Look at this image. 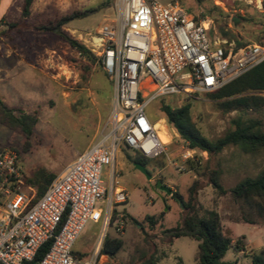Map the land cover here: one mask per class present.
<instances>
[{"label":"rangeland","instance_id":"rangeland-1","mask_svg":"<svg viewBox=\"0 0 264 264\" xmlns=\"http://www.w3.org/2000/svg\"><path fill=\"white\" fill-rule=\"evenodd\" d=\"M156 1L161 4L177 1L194 16L211 19L212 41L220 38L236 44L264 43V3L262 9L258 0ZM115 3L116 0H51L46 8L39 0L28 18L23 19L22 12H11L0 21V95L5 93V103L11 108L32 114L37 119L29 141L21 131L0 123V147L17 153L25 180L40 169L58 175L75 160L77 151L86 150L102 134H108L114 100L113 81L98 61L91 64L56 35L35 31L34 27L55 22L75 11L100 7L97 14L73 21L63 28L85 46L84 40L89 34L114 18ZM11 23H19L20 31L10 29L8 24ZM222 32L229 34L231 40L223 38ZM165 101L173 108L192 104L193 122L212 141L224 137L238 115L237 112H222L208 94H198L182 104L174 97ZM161 102L162 99L152 102L147 114L153 122L165 120L163 126L170 142L161 156L149 160L147 169L152 174V181L134 168V158L145 159L141 154L123 144L118 151L117 177L128 195L127 203L120 206L126 214V226L123 234H116L112 229L109 232L111 237L123 240L124 247L115 260L108 259V264H147L151 258L157 264H198L197 241L190 238L172 240L165 233L181 226L185 209L181 201L156 191L157 182L179 194L186 203L196 185L201 213L217 212L225 234L234 240V245L243 238L240 246L244 254L236 256L231 248L225 261L250 264L253 254L264 251V217L233 200L230 194L222 196L209 185L202 177L209 166L208 155L188 150L162 118ZM246 114L264 124V109ZM188 160L194 163L195 170L191 169L192 163ZM210 165L223 171L220 182L225 189H230L243 179L260 174L264 169V150L245 154L239 148L230 147ZM110 169L104 170L105 182H109ZM147 217H154L157 224L152 227ZM244 217L251 218L254 224H246ZM99 233L100 226L90 224L75 251L92 254Z\"/></svg>","mask_w":264,"mask_h":264},{"label":"built area","instance_id":"built-area-1","mask_svg":"<svg viewBox=\"0 0 264 264\" xmlns=\"http://www.w3.org/2000/svg\"><path fill=\"white\" fill-rule=\"evenodd\" d=\"M258 1L263 9L264 0ZM113 11L114 18L84 40L114 84L109 133L79 153L41 197L22 175L17 153L0 149V264L31 263L46 245L38 264H108L101 250L109 232L123 234L126 226L120 206L128 195L116 170L120 146L148 160L166 151L149 105L217 92L264 62V45L212 41L211 19L177 1L116 0ZM90 224L100 226L96 248L77 253Z\"/></svg>","mask_w":264,"mask_h":264},{"label":"trees","instance_id":"trees-1","mask_svg":"<svg viewBox=\"0 0 264 264\" xmlns=\"http://www.w3.org/2000/svg\"><path fill=\"white\" fill-rule=\"evenodd\" d=\"M201 1V0H199ZM35 0H25L22 8L23 19L31 15V8ZM100 7L89 8L84 11H75L55 22L47 25L34 27L35 31L41 33H52L76 50L83 58L89 60L91 64H96L97 57L85 46L68 35L63 28L73 21L85 19L100 12ZM12 30H19V23L8 24ZM20 31V30H19ZM227 33L222 32L223 38H231ZM260 45H264L261 43ZM246 46L245 43L237 42V47ZM218 108L224 113L237 112V117L231 122V129L226 135L217 140H209L198 129L192 119V104L187 103L181 108H173L162 100L160 112L162 118L166 119L168 125L176 132L179 139L186 144L189 151L206 153L208 155L207 172L202 175L209 185L213 186L222 196L230 194L233 200L240 202L250 210H256L260 216L264 217V169L255 177H247L239 182L235 187L225 189L220 178L223 175L221 169H214L210 165L227 148L235 147L245 154H256L264 150V124L261 120L247 117V112H260L264 109V62L247 72L237 80L226 85L217 92L208 94ZM160 118V119H162ZM0 123L13 130H19L29 141L34 133L37 119L34 115L28 114L20 109L8 106L0 98ZM156 123V122H155ZM2 149V147H0ZM19 153V152H18ZM132 159L131 156H128ZM137 163L146 168L149 167L148 159L134 158ZM188 163H192L188 160ZM191 169L195 170L194 163ZM57 175L48 172L46 169L36 171L32 178L26 180L28 185L34 187L38 197L45 194L48 187ZM197 186H193L190 192V200L184 202L177 193H172L171 198L181 201L184 206L183 220L180 227L174 230L165 231L168 236L174 239L190 238L198 242V264H239V261H225L227 253L234 248L235 253L244 251L240 246L242 239L234 245V240L227 236L223 230L220 216L215 211L201 213V206L197 199ZM147 221L154 227L157 220L154 217H147ZM246 224H254L249 217H244ZM49 245L43 247L36 259L27 264H38L48 250ZM124 242L120 238L108 237L103 245L101 254L110 261L115 260L117 254L123 249ZM147 264H157L151 258ZM250 264H264V251L251 256Z\"/></svg>","mask_w":264,"mask_h":264},{"label":"crops","instance_id":"crops-1","mask_svg":"<svg viewBox=\"0 0 264 264\" xmlns=\"http://www.w3.org/2000/svg\"><path fill=\"white\" fill-rule=\"evenodd\" d=\"M24 1L25 0H0V21L4 18H7L8 15L11 13V12H22V8H23V5H24ZM39 0H35L32 8H31V12H34V9H35V6L37 4ZM44 2V7H48V4L50 3L51 0H41ZM9 77L6 76V79H8ZM1 83V81H0ZM3 92V91H2ZM0 98L4 101V102H7V99H6V95L5 93H2L0 95ZM159 122H164L165 123V120H160ZM168 134V133H167ZM168 137H169V134H168ZM83 152V151H82ZM81 153L80 151H77L76 152V156ZM76 158V157H75ZM74 161V160H73ZM71 161V162H73ZM70 162V163H71ZM68 163L64 169L70 164ZM63 169V170H64ZM62 170V171H63ZM60 174V173H59ZM58 174V175H59ZM122 187V186H121ZM244 254V251H241L239 253H236V256H241ZM238 261V260H237Z\"/></svg>","mask_w":264,"mask_h":264},{"label":"water","instance_id":"water-1","mask_svg":"<svg viewBox=\"0 0 264 264\" xmlns=\"http://www.w3.org/2000/svg\"><path fill=\"white\" fill-rule=\"evenodd\" d=\"M133 165H134V168L136 170H138L140 173H142L147 178V180L149 182L152 181V178H153L152 174L149 172V170L145 166H143L142 164L137 163V162H135ZM155 190L164 192L168 196H171L172 193H173V191L170 188H168L167 186L163 185L161 182H157Z\"/></svg>","mask_w":264,"mask_h":264},{"label":"bare ground","instance_id":"bare-ground-1","mask_svg":"<svg viewBox=\"0 0 264 264\" xmlns=\"http://www.w3.org/2000/svg\"><path fill=\"white\" fill-rule=\"evenodd\" d=\"M156 128L159 130V137L161 139V141L164 144H168L170 142L167 131L165 129V127L163 126V122H159L157 123Z\"/></svg>","mask_w":264,"mask_h":264}]
</instances>
